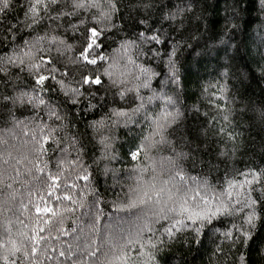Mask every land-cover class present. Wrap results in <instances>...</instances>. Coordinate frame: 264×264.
I'll return each mask as SVG.
<instances>
[{
  "label": "snow or ice",
  "instance_id": "1",
  "mask_svg": "<svg viewBox=\"0 0 264 264\" xmlns=\"http://www.w3.org/2000/svg\"><path fill=\"white\" fill-rule=\"evenodd\" d=\"M246 4L225 0L213 43L190 44L189 51L201 58L223 51L233 60ZM196 5L0 0V121L7 125L0 188L10 189L0 201V264H180L177 253L194 246L199 252L205 238L209 264H264V166H230L248 150L253 130L264 148V104L246 103L235 85L226 95L228 72L219 65L221 80L204 88L205 95L213 90L209 127L195 134L182 128L180 57L189 38L199 42L208 32L200 16L192 17ZM259 8L264 14V0ZM193 19L199 35L185 36ZM258 67L264 75V64ZM154 101L159 108L149 111ZM129 126L141 133L129 142L132 163L121 177L109 167L117 160L112 131ZM209 132L216 140L211 150ZM90 146L100 155L89 157ZM162 146L171 151L158 155ZM188 164L200 173L190 175ZM221 165L225 178L213 184ZM98 173L111 174L113 190L119 185L112 199L100 192ZM17 184L28 199L14 211L16 196H23ZM9 212L30 222L17 216L14 227Z\"/></svg>",
  "mask_w": 264,
  "mask_h": 264
},
{
  "label": "trees",
  "instance_id": "2",
  "mask_svg": "<svg viewBox=\"0 0 264 264\" xmlns=\"http://www.w3.org/2000/svg\"><path fill=\"white\" fill-rule=\"evenodd\" d=\"M231 5L232 0H227ZM246 10L242 12L240 19L236 23L240 24V29L236 34L235 44L239 42V51L237 56L229 61L225 57L224 52L220 51L218 54L215 52L211 57H197L189 51L190 44H197L200 48L207 44H212V36H216L220 33L221 27L224 23L225 0H197L196 11L192 13V17L200 16L199 25L203 29L208 26V32L203 33L199 38V42L189 38V43L184 44L185 52L180 57L184 74V86L178 94V108L182 113V128L187 130L190 134H195L197 130L203 132L201 125L204 128L209 126L205 123V114H208V119H211L215 112L210 110V98H212V89H209L207 95L204 93V88L209 83H216L217 80H221L219 73L225 70L219 65L226 66L228 72V78L223 79L222 82L229 85L230 91L226 95L231 96L234 93L231 91L232 86L242 92L245 102L260 106L264 104V75H261L259 65L264 64V60L261 59L264 56V14L261 13L259 8V0H247ZM230 12L231 9L229 8ZM196 21L193 19L188 25V32L184 35L188 36L191 32L193 35H199L195 28ZM231 55V53H229ZM159 70V69H158ZM158 81L154 82V87L158 86ZM171 94V93H170ZM226 101H220L225 103ZM123 106V105H122ZM149 111L158 110L159 102L154 101L147 106ZM99 111V110H98ZM89 119L93 118L89 115ZM143 119V117H141ZM7 125L0 121V134H3V130ZM129 128L131 131H129ZM129 128L117 127L112 131V135L116 139L112 143V149L117 157V160L109 162V167H114L118 170V174L123 177L124 169L130 167L131 161L126 157L128 151L129 142L133 136H138L141 133L139 127L129 126ZM211 138V132L208 133ZM174 136H170L169 139H174ZM261 139L257 136L256 131L253 130L250 137H248V150L237 156L232 162H230L231 168L243 170L245 167L264 166V148L261 147ZM216 145L215 138H211V144L209 150ZM171 149L169 146H162L159 154H167ZM100 155L98 150H94L89 147V157ZM143 157H141V160ZM118 161V162H117ZM95 167V166H94ZM190 175H198L200 168L197 166L193 169L191 164L187 165L186 169ZM234 176L235 173L232 172ZM219 180L217 179V173L213 172L211 181L216 184L223 181L225 178L224 165L220 166L218 173ZM105 180L107 183L105 184ZM97 182L99 190L105 195V199H112L116 192L120 191L119 185L113 190V179L111 174L105 178L102 174H97ZM123 183V179H121ZM16 188L23 192V196L17 195L14 201V211L19 208V204L23 199L27 202V193L23 189L22 184H17ZM107 189V192H106ZM10 191L7 188H0V201L3 200L5 194ZM110 208H105V216L102 217L103 221H107ZM4 207L0 205V214H3ZM14 222V227H20L15 224L16 217L20 220H24L25 223H29V219L26 216L20 215L16 212L14 216L12 212L7 214ZM66 226H71V220L66 222ZM205 248L200 249L199 252L195 251V246L192 250H181V253H177L176 260L180 264H209V257L211 256V244L208 238H205ZM193 257H196L193 259Z\"/></svg>",
  "mask_w": 264,
  "mask_h": 264
}]
</instances>
